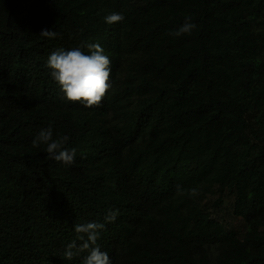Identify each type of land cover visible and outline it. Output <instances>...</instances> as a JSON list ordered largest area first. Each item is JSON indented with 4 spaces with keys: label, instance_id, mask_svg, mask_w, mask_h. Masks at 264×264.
<instances>
[{
    "label": "trees",
    "instance_id": "1",
    "mask_svg": "<svg viewBox=\"0 0 264 264\" xmlns=\"http://www.w3.org/2000/svg\"><path fill=\"white\" fill-rule=\"evenodd\" d=\"M82 43L111 61L90 109L46 66ZM49 126L70 166L32 147ZM109 209L112 264H264V0H0V264H82L74 225Z\"/></svg>",
    "mask_w": 264,
    "mask_h": 264
},
{
    "label": "clouds",
    "instance_id": "2",
    "mask_svg": "<svg viewBox=\"0 0 264 264\" xmlns=\"http://www.w3.org/2000/svg\"><path fill=\"white\" fill-rule=\"evenodd\" d=\"M125 20L123 13L113 12L105 16V22L109 25L122 23ZM198 30V25L193 22L190 14L185 15L184 23L177 30L169 31L167 35L174 38L191 36ZM57 33L50 30H42L40 36L47 39H55ZM87 47L89 54L82 49ZM111 61L104 49L97 44H81L68 50L59 49L52 52L47 60V68L51 70V76L59 85L68 102L79 103L84 108L99 107L112 87ZM70 137L68 135H56L49 126L41 129L32 141V147L46 146L47 158L65 165L74 163L77 154L76 148L67 146ZM177 193H187L191 197L199 194L198 188L183 189L176 186ZM119 215V209H109L104 217V223L91 221L83 224H75L76 238L66 245L64 259L71 261L73 258L86 253L82 264H112L107 252L102 251L97 243L100 233L107 223L115 222Z\"/></svg>",
    "mask_w": 264,
    "mask_h": 264
},
{
    "label": "rangeland",
    "instance_id": "3",
    "mask_svg": "<svg viewBox=\"0 0 264 264\" xmlns=\"http://www.w3.org/2000/svg\"><path fill=\"white\" fill-rule=\"evenodd\" d=\"M226 220L228 221V224L231 227H239V225H240L239 220H235L231 216L226 215Z\"/></svg>",
    "mask_w": 264,
    "mask_h": 264
}]
</instances>
